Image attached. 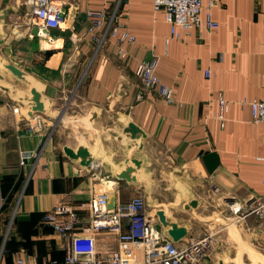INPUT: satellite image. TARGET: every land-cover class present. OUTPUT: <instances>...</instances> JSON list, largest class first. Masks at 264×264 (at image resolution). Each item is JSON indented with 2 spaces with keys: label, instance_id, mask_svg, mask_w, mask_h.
<instances>
[{
  "label": "crops",
  "instance_id": "obj_1",
  "mask_svg": "<svg viewBox=\"0 0 264 264\" xmlns=\"http://www.w3.org/2000/svg\"><path fill=\"white\" fill-rule=\"evenodd\" d=\"M62 1L64 25L42 37L31 32L28 0H0V13L9 12L0 27L5 40L0 72L6 82L24 90L30 86L22 85L5 63L46 82V95L54 100L49 116L55 119L66 108L57 132L69 129L71 138L58 148L45 116L30 118V106L12 101L0 87V264H18L19 259L24 264H64L65 240L44 222L48 211L68 205L81 218L82 232L89 228L93 194L114 193L117 205L158 182L171 188L167 218L187 229L177 244L209 237L201 264L233 261L239 241L228 235L229 221L241 241L264 255V215L241 217L228 206L264 194V126L254 124L249 105L241 103L264 100V0H220L211 9L217 23L213 31L202 25L180 39L170 34L153 0ZM100 10L107 17L100 28H92L95 17L90 14ZM113 10L121 27L98 42ZM122 32L133 36V42L120 39ZM119 48L124 56L117 54ZM153 57L156 75L171 89V103L145 91L135 75L137 65ZM118 88L122 96L116 95ZM219 95L229 101L223 125L216 118ZM92 106L100 109L94 123L89 121ZM126 119L145 132L142 150L134 149L122 133ZM66 120L85 127L76 133ZM30 125L36 128L30 130ZM81 141L97 150L89 167L63 152V146L75 149ZM23 151L34 153L25 164L20 163ZM126 157L143 159L136 182L115 180ZM192 199L197 207L185 209L184 202ZM155 210L146 208L160 228ZM92 235L99 256L116 248L110 227Z\"/></svg>",
  "mask_w": 264,
  "mask_h": 264
},
{
  "label": "built area",
  "instance_id": "obj_2",
  "mask_svg": "<svg viewBox=\"0 0 264 264\" xmlns=\"http://www.w3.org/2000/svg\"><path fill=\"white\" fill-rule=\"evenodd\" d=\"M220 0H153L154 10L163 11L165 21L169 25L170 34L177 39L190 34L194 29L204 26L206 30L213 31L217 23L213 20L211 9L219 4ZM31 5V26H37L38 36L45 37L65 23V4L62 0H28ZM205 9V18L202 20L201 11ZM90 16L95 17L92 28H100L102 21L106 19L105 10L91 12ZM104 34L97 38L102 42L105 33L111 36L117 34L121 27L118 22L116 10L110 12L106 21ZM91 28V29H92ZM120 39L133 42V36L122 32ZM117 54L124 56L122 49ZM157 59L155 57L140 62L135 70V75L141 82L145 91L155 92L167 102H173L171 89L160 81L156 75ZM205 76H210L209 69L204 71ZM218 112L216 118L224 124L225 114L228 111L229 101L222 95L217 97ZM241 103L248 104L251 110V120L254 124L264 126V100H255ZM18 112V108L14 109ZM40 115H36L37 118ZM41 128V122L38 127ZM36 126L30 125V130ZM34 153L23 151L20 156V163L25 164L31 159ZM108 193H95L89 201L90 224L88 229L80 232L78 229L81 218L77 212L64 203L57 204L44 216V222L52 226L54 232L65 240L64 264H201L206 257V249L209 246V237L191 240L185 244H177L168 240L161 229L153 222L146 212V199L143 194H135L127 202L115 205L109 209ZM233 213L246 215L255 213L264 215V194L250 196L244 204L236 202L229 203ZM241 212H243L241 214ZM241 216V217H242ZM125 220V221H124ZM126 230H122L123 224ZM110 227L116 233V248L106 257L98 255L95 249L93 232ZM18 264H24L19 259ZM46 264H54L53 261Z\"/></svg>",
  "mask_w": 264,
  "mask_h": 264
},
{
  "label": "water",
  "instance_id": "obj_3",
  "mask_svg": "<svg viewBox=\"0 0 264 264\" xmlns=\"http://www.w3.org/2000/svg\"><path fill=\"white\" fill-rule=\"evenodd\" d=\"M8 14V9H4L0 13V27L1 24L5 22ZM31 32L32 34L37 35L39 33L38 27H32ZM4 42L5 40L0 38V46ZM4 68L18 80L30 86L28 90L21 89L14 83L6 82V74L4 72H0V87L8 91L10 99L14 102H19L23 105L30 106V111L28 113L30 118H34L36 115H49L54 108V100L46 95V82L12 62L5 63ZM123 94L124 93L121 91V89L118 88L116 95L122 96ZM65 111L66 108H63L59 113L56 120L57 123ZM99 112L100 109L95 106L90 108V123H94V120L98 116ZM122 133L127 136L130 142H133L132 147L134 149L142 150L145 132L139 126L126 119L124 120ZM63 152L70 160L77 161L82 167L91 166L97 156L96 148L88 147L84 141H81L75 149L69 147L68 145L63 146ZM142 162L143 159H138L136 157H126L119 169L114 173L115 180L136 182L139 175L141 174ZM197 203L198 202L195 199L190 201L187 200L184 202L183 207L185 209L196 208ZM107 207L109 209L115 208L114 193L108 194ZM155 209L154 216L156 217L157 223L159 224L164 236L173 243L180 242L187 235V229L175 221L168 219L166 215L167 211L163 210V208L156 207Z\"/></svg>",
  "mask_w": 264,
  "mask_h": 264
},
{
  "label": "rangeland",
  "instance_id": "obj_4",
  "mask_svg": "<svg viewBox=\"0 0 264 264\" xmlns=\"http://www.w3.org/2000/svg\"><path fill=\"white\" fill-rule=\"evenodd\" d=\"M21 84L25 86V83ZM45 118L52 128V132H56V135L54 136L55 144L58 148H60L62 143L71 139L69 129H67L68 131H63L62 133L58 134L57 131L59 128L56 122L57 117L53 119L49 115H46ZM66 123L69 128L76 133L85 127L82 123L74 120H66ZM140 193L144 195L147 201V211L153 210L156 207H164L166 211H168L167 200L171 199L172 193L171 188L166 186L165 182H158L155 186H143ZM161 201L164 202L163 206H161ZM226 226H229L228 235L231 238H238L239 241L237 254L235 255L233 261L231 263L229 262V264H264V255L257 252V250L250 243L247 242V245L245 242L239 239L237 230L235 229V224L232 221H229ZM224 230H226L225 227L222 229V231ZM262 253L264 252L262 251Z\"/></svg>",
  "mask_w": 264,
  "mask_h": 264
},
{
  "label": "bare ground",
  "instance_id": "obj_5",
  "mask_svg": "<svg viewBox=\"0 0 264 264\" xmlns=\"http://www.w3.org/2000/svg\"><path fill=\"white\" fill-rule=\"evenodd\" d=\"M48 36V35H47Z\"/></svg>",
  "mask_w": 264,
  "mask_h": 264
}]
</instances>
